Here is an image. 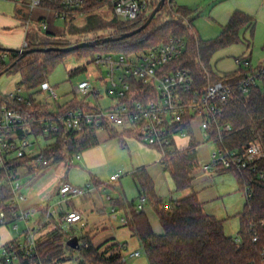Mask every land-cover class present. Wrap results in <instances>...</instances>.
<instances>
[{
    "label": "trees",
    "instance_id": "obj_1",
    "mask_svg": "<svg viewBox=\"0 0 264 264\" xmlns=\"http://www.w3.org/2000/svg\"><path fill=\"white\" fill-rule=\"evenodd\" d=\"M159 1L151 0L150 9L138 19L124 21L118 19L116 15L106 18L94 13L103 6V3L92 0L83 8L86 15L79 17L85 19L84 23L76 25L73 20L77 18H71L69 28L72 33L77 30L97 32L111 28L114 30L112 36H118L141 26ZM49 6L57 7L54 4ZM191 13L192 10L187 6L178 5L174 0H165L163 7L151 23L140 32L109 42H103L102 37L95 36L86 40L92 42V45L70 51L50 50L23 53L0 45V76L5 73H19L21 78L17 86L27 92L31 101L27 104L9 97L8 94L0 93V116L4 105L17 109L24 114H29L32 121L26 127L16 129L15 134L18 137H25L29 134L46 135L43 121L45 116H51L52 113L48 103L36 99L35 94L37 91L42 92L41 83L48 80L49 73L65 57L75 55L81 58L90 54L94 55L98 48H101L102 54L139 53L165 43L172 36L180 35L185 37L187 47L182 57L169 67L173 70L190 69L193 76L190 90L192 94L195 91L199 95L205 94L209 80L230 83L232 86L228 99L218 103V124L222 126L230 124L231 126L229 131L223 133L224 143L230 148H241L257 139L264 149V87L252 86L249 92H244L240 86V81L256 67L248 61L238 66L233 72L218 73L214 71L211 64L218 50L241 41L242 30L253 31L255 18L241 10H236L229 21L222 26L218 36L204 39L194 28ZM27 41L26 49L73 45L64 37H58L54 32L46 29L31 31ZM95 58L93 56L92 61L95 62ZM84 69L86 66H80L71 70L69 74L71 76ZM76 107L85 109L89 108L90 104L85 100L73 99L65 102L60 108L61 111H66ZM193 117L188 115L187 123L184 124L191 135L189 144L183 149L177 146L166 147V155H161L160 158L163 170L170 171L172 174L175 190L177 192L190 190L189 195L167 203L156 192L154 180L146 166L133 172L140 202L143 201V206L145 203L149 204L155 210L163 227V233L154 232L146 211L138 209V204L134 200L126 201L118 198L114 201V208L123 211L127 220L126 225L141 241L150 264H264V156L257 162L256 169L240 172L216 168V170L233 171L239 186L242 189L247 187L252 194L247 198L239 214L240 229L237 235L235 237L228 235L224 231V220L205 212L203 203L194 191L193 173L198 166L197 147L199 143L192 131L191 119ZM106 129L114 130L115 128L107 126ZM98 130L99 128L94 124L84 122L81 137L74 138L72 141H64L63 132L49 133L46 137L53 141L48 143L44 150L45 157L49 160L47 164L37 162L36 156L25 154L22 157L11 159L8 162L10 164L8 170L0 167V211L6 214L5 224H15L20 221L14 216L12 205L14 193L7 176L14 173L21 179L23 175L19 170L23 167L26 170V176H33L43 168L60 161L71 165L78 154L99 143ZM211 133L217 139L216 132ZM124 134L139 138L131 132ZM112 136L116 137L118 133ZM157 149L162 152V149ZM45 211L41 221L43 226L52 220V217L46 218ZM69 236L73 235L64 229L54 228L44 238L37 237L36 255L21 251L19 260L12 264H34L38 261L43 264H72L74 260H77L78 264H124L122 253L124 244H120L115 239H109L96 245L88 236H79V240L88 242V246L73 248L67 243ZM255 237L257 239H254ZM12 241L19 242L20 240Z\"/></svg>",
    "mask_w": 264,
    "mask_h": 264
},
{
    "label": "built area",
    "instance_id": "obj_2",
    "mask_svg": "<svg viewBox=\"0 0 264 264\" xmlns=\"http://www.w3.org/2000/svg\"><path fill=\"white\" fill-rule=\"evenodd\" d=\"M15 1L31 12L40 8L51 11L56 17L70 20L75 17H84L86 13L83 8L92 0ZM95 1L103 3V6H109L112 12L124 21L138 19L150 9L151 5V0ZM51 4L58 8H52L49 6ZM39 19L41 20L39 21ZM28 21H31L30 17ZM37 21L43 29L47 28L43 16H40ZM27 47L28 41H25L21 48ZM186 47L185 37L175 35L165 43L139 53L97 55L95 63L108 68L107 93L110 97H115L117 102L107 108L102 107L98 102H89V108L76 107L66 111H61L60 107L63 104L56 102L55 110H50L52 115L44 118V133L47 135L63 132L64 141H72L74 138L81 137L84 122L94 124L99 129L111 126L135 134L147 145L162 149V155H166L165 148L177 146L178 138H190V133L184 124L187 123L186 117L192 115L195 118H201V128L205 137L214 141L218 139L217 148L211 154V162L203 166L205 170L212 171L216 168H223L242 172L247 169H256L257 162L264 156V149L259 140L254 139L241 148H230L223 141V133L229 131L231 126L230 124L222 126L217 121L218 103L228 99L232 92L231 84L209 80L205 94L199 95L197 91L192 94L190 90L193 76L190 69H170L169 66L182 57ZM236 62L238 66H241L248 61L238 58ZM257 85L264 87V65L256 67L240 81L244 92H249L252 86ZM40 89L48 97L57 100L58 94L48 80L41 83ZM76 91L83 95L99 96L101 90L90 80L83 79L77 84ZM8 95L18 101L31 103L28 94H24L21 87ZM30 122L32 121L29 114L9 108L7 105L2 107L0 116L1 168L8 170L10 168L8 162L11 159L29 154L28 149L32 142L28 141V136L18 137L15 131L18 128L26 127ZM212 131L216 132L217 139L214 138ZM44 150L45 147L32 156L37 157V162L47 164L49 160L45 157ZM76 158L81 159V154H78ZM115 178L117 177H112V179ZM7 179L14 193L12 200L14 216L25 221L27 228L23 240L9 241L1 246L0 264H12L18 261L21 251L32 255L37 254L36 227L30 225L36 216L37 209L21 207V203L27 198L23 189L24 184L14 173L9 174ZM88 191L89 187L84 189L70 182H63L58 188L62 200L66 201L74 196L84 195ZM244 191L247 198L251 197L252 194L247 187ZM62 200L58 202L59 205L62 204ZM138 209H143V201L138 204ZM114 211L116 210L114 209ZM5 215L4 211H0V226L5 224ZM45 216L49 219L52 217L51 207L46 209ZM81 216L82 213L76 208L61 213V218L66 224L78 222ZM121 221L127 223L125 216L121 217ZM15 227L18 228V223H15ZM55 228L63 229L60 225H56ZM82 246H88V242L80 240V247ZM124 249H127L126 245L123 246ZM132 255H139V252ZM34 264L43 263L38 261Z\"/></svg>",
    "mask_w": 264,
    "mask_h": 264
},
{
    "label": "rangeland",
    "instance_id": "obj_3",
    "mask_svg": "<svg viewBox=\"0 0 264 264\" xmlns=\"http://www.w3.org/2000/svg\"><path fill=\"white\" fill-rule=\"evenodd\" d=\"M216 2L217 0H197L192 6L195 9L193 14V16L195 15L194 23L198 27H201L198 30L212 36L219 35L222 25L225 22L224 17H222L224 12L221 14L218 13L225 3ZM15 6L16 4L12 0H0V13L9 14L14 10ZM26 10L24 13L33 19V27L39 28V30L42 31L44 30L37 21V19L43 15L47 25L46 30L54 32L58 37H64L73 44L86 41L95 36L105 37L114 33V30L111 28L102 29L97 32H81L77 30L75 33H72L69 28L70 20L66 21L62 17H56L51 11L42 10L40 8L32 12L28 9ZM94 13L101 14L106 18L115 16L109 6L106 5L100 7ZM84 21V18L73 20L76 25H81ZM248 36L249 32H246L244 35L242 33L243 41L234 44L233 47L248 45V41L246 42L244 39H248ZM254 44L255 42L253 41L251 48H253L254 62H257L262 51L256 48ZM229 49L231 48L228 46L223 48L220 52L215 53L211 61L213 69L229 70L235 67V59L233 58L235 56L233 54L235 53ZM102 52L101 48H98L94 55L90 54L82 56L81 58L75 55H68L65 57V59L48 75V81L58 94L57 100L53 97H48L45 92L38 91L35 94L37 99H43L50 105H53V107H55L56 102L64 104L73 99L85 100L92 103L99 102L104 108L115 104L117 99L115 97H110L107 93V87L109 85L108 68L106 66H99L92 61L93 56L96 57L102 54ZM223 54L224 57H222ZM80 66H86V69L80 70L70 76V71ZM20 78L21 76L19 73H5L1 75L0 93L8 94L12 91H16L18 88L17 83L20 81ZM83 79L90 80L95 86L100 88L101 91L99 96H95L94 94L83 95L76 91L77 84ZM23 93L26 94L27 92L23 89ZM191 125L193 135L199 143L197 147L198 166L193 173L194 191L200 195V198L205 200V210L209 214L216 215L219 219L224 220V231L226 234L235 237L240 229L239 214L242 212L247 200L245 191L239 186L237 177L233 171L218 169L207 171L203 168L205 164L211 162V154L216 150L217 143L204 136L200 117H193ZM112 134H114V130L112 129H99V143L85 149L81 153V159L75 158L71 165H67L66 162L60 161L49 167V170L58 169L56 176L52 177L50 179L51 181L47 183V191L44 193L47 195L52 192L49 202L51 206H54H52V213L56 222L50 223L49 228L52 229L55 227V224H58L71 235L82 236L85 232H89L94 224H101L104 221L108 222V213L111 211L112 206H114L113 204L116 199L123 198L126 201L134 200L135 203L139 204V192L133 178V172L141 168L143 164H151L149 173L154 180L156 192L165 202H171L185 193H191L190 190L184 192H177L175 190L171 172L165 171L161 167L160 158L162 152L159 149L147 145L137 137L124 136L121 138L120 136L113 137ZM36 137L42 145L50 142V139L46 138L43 134L29 136L28 141H33ZM176 145L179 149L185 148L187 145V138H179ZM42 175L41 173L34 178L33 176L22 177L21 181L25 185V191L27 190L28 192L29 189L32 188L37 189L38 185L44 181ZM113 175L117 178L112 179ZM31 178H33L32 181H30ZM63 181H69L73 185L84 189L89 187L90 190L91 188L94 193V198H87V192L84 195L74 196L68 201L62 200V197L58 195L57 192L55 193V190ZM28 196L27 194V197ZM60 200H62L61 205L58 204ZM69 204L70 206H77L84 213L85 218L83 222L74 224H66L63 222L60 216V209L63 208L66 210ZM144 205H146V209L151 207L147 203ZM101 209L102 211L104 210L102 213L100 212ZM118 214L120 217L121 213L118 212ZM151 215L152 221L157 223L158 216L155 213ZM112 221L116 230H118L120 234L123 233L125 236H119V239L129 243L126 245L127 249L123 250L124 254L127 255L133 247L137 246L136 243H138V239L135 240V238L131 236L128 227L122 226L118 220L113 219ZM33 223L34 221L32 220L30 225H33ZM26 226L27 223L23 220L19 221V230L10 224L8 227L9 234L11 236L19 235V233L22 234ZM3 231L4 229H0L1 240L5 238ZM36 235L38 237L37 230ZM103 237L104 235L100 233V235L94 239V242L97 243L98 240H103ZM140 252L141 259H145V251L140 249ZM128 258L127 264H132L137 256L132 255ZM72 264H78V261L74 260Z\"/></svg>",
    "mask_w": 264,
    "mask_h": 264
},
{
    "label": "crops",
    "instance_id": "obj_4",
    "mask_svg": "<svg viewBox=\"0 0 264 264\" xmlns=\"http://www.w3.org/2000/svg\"><path fill=\"white\" fill-rule=\"evenodd\" d=\"M12 1L15 2V4H16L14 10L11 13H9V14L0 13V45H3L5 47H11V48H21L23 46L24 42L27 41L29 33L31 31H33V30H39V28H36V27L32 26V20L33 19L30 18L31 21H28L29 16H27L26 13H24V11L26 9L21 7V5H19L15 0H12ZM174 1L178 5L187 6L188 8H190L192 10L191 15H192V18H193V26L196 29L197 33L202 38L209 39V38H214V37L218 36V35L212 36V35H209V34H205V32H203L201 30H198L201 27H198L194 23L195 15L193 16V14H194V10L195 9L192 7L197 0H174ZM218 2L225 3L223 8L221 9L222 11L221 10L218 11V13H220V14L224 12V15H222V17H224V21L225 22H224L223 25H225L229 21L230 17L232 16V14L236 10H241V11H243V12H245V13H247V14H249V15H251V16H253L255 18V27H254L253 31H251L249 29H245V30H242V32H241V41L240 42L243 41L242 33L244 35L246 32H249V36H248L249 38L248 39L244 38L246 40V42L248 41V45H244L242 47L241 46L233 47L234 44H237V43H234V44L230 45L231 47L229 46V48H231L229 50H231L232 52L235 53V54H233V55H235L233 57L235 59V61H234L235 62V67H233V68H231L229 70H223V69H216L215 70L214 69V71H216L218 73L235 71L238 68V65L236 64V60L238 58H242V59H244L246 61H250V63L254 67H259V66L264 65V0H217L216 3H218ZM41 16H43V15H41ZM38 24H39V22H38ZM253 41L255 42L254 45L256 46V48L261 49V51H262V53H260V55L258 57L259 60L257 62H254L253 48H251L252 44H253ZM240 42H238V43H240ZM222 49L218 50L217 52H220ZM222 57H224V54H223ZM35 98L37 99L36 96H35ZM38 100L46 102L43 99H38ZM48 105H49V110H52V111L55 110V107H53V105H50L49 103H48ZM115 133L116 134L118 133V136H120L121 138H123L124 136L135 137V136H131V135H128V134H124V133H126L125 131H122V130L116 129V128L114 129V134ZM32 135L33 134H29L28 137L32 136ZM34 136H36V135H34ZM44 136L46 137V135H44ZM178 139H177V142H178ZM189 141H190V138H187V145L189 144ZM31 142H32V144L29 147L28 152H29V154L34 155L40 149L46 147V145L48 143L52 142V139H50V142H48L45 145H42L38 141L37 137L35 138V140H33ZM144 166H146L148 171H149L151 164H145V165L143 164L141 167H144ZM49 167L43 168L42 170H40L39 172H37V173H35L33 175V178H34L36 175H39L41 173L43 174L42 176L44 177V181H42L41 184L38 185L37 189H39V190L32 188V189H29V191L27 192V190L25 191V185H24V188H23L24 189V193L26 194V196H27V194L29 196L26 198V200L24 202L21 203V207H23V208L35 207L37 209L36 216L33 219V221H34L33 227H36L35 230L38 231V238H41V237L44 238L50 231H52L55 227L51 229V228H49V225L52 222H54V223L56 222V220L53 217V213H52L51 222L48 223L45 226L41 225L43 212L49 207H51V208L54 207L53 205H52L53 206L52 207L50 202H49L50 201L49 199H50V197L52 195V192H50L47 195H45L44 193H45V191H47V183L49 181H51L50 179L52 177L56 176V174L58 173V169L49 170L50 169ZM19 172H20V174L23 175V177L26 176L25 175L26 170H25L24 167L21 168L19 170ZM26 177H28V176H26ZM33 178H31L30 181H32ZM45 180H47V181H45ZM59 186L55 190V193L57 192L58 195H59V193H58ZM34 192H36V193H34ZM187 195H189V193H185V194L181 195L180 197H178L175 200L183 198V197H185ZM87 196H88L87 198H90V199L94 198V193H93L91 188L88 191ZM198 197H199L200 201L203 203L204 211L207 212L205 210V200L200 198L199 194H198ZM145 206L146 205L143 206V209L147 213V216H148V218L150 220V223H151V225L153 227L154 232L157 233V234L163 233V227H162V225L160 223L159 217H158V222L156 221L157 223L153 222L152 219H151V216H152L151 214L155 213L157 215V213L155 212V210L152 207L146 209ZM71 208H76L82 213L81 219L78 222H76V223L83 222V220L85 218L84 217L85 216L84 213L75 205H72L71 207L68 206V208L66 210L71 209ZM114 209H115L114 206H112L111 211H109V213H108L109 214L108 222L104 221L101 224H97V225L94 224L92 226V229L90 228V231L89 232H85V234L82 235V236H88L89 238H91L93 243L96 244V245H100V244H102L103 242H105V241H107L109 239H115L120 244H124V245L129 244L127 241H124V240L122 241V240L119 239V236H124V234L123 233L120 234L119 231L116 230V228L114 227L113 221H112L113 219H116V220H118L120 222V224L122 226L128 227L126 225V223H123L121 221V217L124 216V213L120 209H116V211H114ZM60 210H61L60 211V216H61L62 211H66V210L63 209V208H61ZM103 211L101 209L100 212L102 213ZM52 212H53V210H52ZM118 212L121 213L120 217H119ZM9 225L8 224H4V225L0 226V229H4L3 233H4V237H5L4 240H1V233H0V250H1V246L4 245L5 243L9 242V241H12V240H15V239L23 240V238H24V232H25L26 229H24V232L22 234L19 233V235L11 236L9 234L10 232L8 230ZM12 225L14 226V228H16L15 224H12ZM55 226H56V224H55ZM18 227H19V223H18ZM26 228H27V226H26ZM16 229L19 230L20 227L16 228ZM128 229L130 231L131 236L133 238H135V240L138 239V243H136L137 246L133 247L130 250V252H128L127 255L124 254V252L122 250L123 258L126 259V260L123 259L124 264H127V261L129 259L128 257L132 256V254L135 253V252H139V255H134V256H137V258L134 259L132 264H150L147 256H145V259H141L140 249L144 250L142 248L141 241L139 240V238L135 234H133V232L130 230L129 227H128ZM100 233L104 235V237H103L104 239L100 240L101 242L98 240V242L95 243L94 239H96L100 235Z\"/></svg>",
    "mask_w": 264,
    "mask_h": 264
},
{
    "label": "water",
    "instance_id": "obj_5",
    "mask_svg": "<svg viewBox=\"0 0 264 264\" xmlns=\"http://www.w3.org/2000/svg\"><path fill=\"white\" fill-rule=\"evenodd\" d=\"M164 3H165V0H160L159 3L151 11V13L149 14L146 21L141 26H139L138 28L133 29L132 31H128V32H125L123 34H120L118 36H112V35L105 36V37H102L101 40L103 42L116 41V40H120V39L132 36V35L140 32L141 30L145 29L151 23L153 18L156 16V14L163 7ZM92 44H93L92 42L83 41V42L76 43V44H73V45L68 46V47L49 46V47H37V48H30V49H26V48L25 49H23V48H10V49H15V50H18V51L23 52V53H28L30 51H50V50L70 51L73 49H77V48H81V47H85V46H90ZM67 243L73 248H80V240H79L78 235H73L72 237H70L68 239Z\"/></svg>",
    "mask_w": 264,
    "mask_h": 264
}]
</instances>
